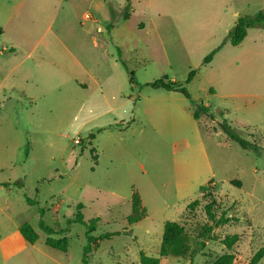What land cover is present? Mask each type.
I'll return each mask as SVG.
<instances>
[{"label": "rangeland", "instance_id": "1", "mask_svg": "<svg viewBox=\"0 0 264 264\" xmlns=\"http://www.w3.org/2000/svg\"><path fill=\"white\" fill-rule=\"evenodd\" d=\"M63 1L0 0V264H83L78 205L86 222L100 220L92 236L123 232L99 241L87 264H140L141 252L159 258L168 221L184 225L187 239L161 264H190L212 201L232 221L214 226L193 264L225 253L248 264L264 247V27L203 61L239 17L264 11V0H132L128 20L126 0ZM55 32L79 60L68 73L73 59ZM11 44L16 54L2 53ZM46 65L65 74L51 76ZM194 70L185 84L191 99L146 86L163 76L184 83ZM12 88L33 104L5 90ZM202 105L211 112L196 120ZM223 121L261 152L230 140ZM134 193L146 213L130 224ZM26 222L39 235L35 244L19 232ZM48 237H67L68 251L47 246Z\"/></svg>", "mask_w": 264, "mask_h": 264}, {"label": "trees", "instance_id": "2", "mask_svg": "<svg viewBox=\"0 0 264 264\" xmlns=\"http://www.w3.org/2000/svg\"><path fill=\"white\" fill-rule=\"evenodd\" d=\"M132 0H126V5L121 13L123 15L124 20H128L131 17V14L133 12V6L131 4ZM110 19L112 21L115 20L117 16V11L112 7L111 4H108ZM257 27H264V11H259L254 15H246L241 16L237 20L234 27L228 32V35L226 37V40L217 48H215L209 55H207L204 58L203 64L207 65L211 63L215 57V55L222 49V47L227 43L230 42L233 46H239L245 38L248 35V32L252 28ZM113 28V25H108L107 30L108 32ZM124 66L127 68V65L125 62H123ZM130 77V83L132 85L135 84V78L132 73ZM197 71H191L186 82H180L176 80L169 79L168 76H163L162 78L147 84L146 86L151 87L154 90H165L168 92H180L182 93L187 99H191V95L188 92L186 85L187 83H190L196 76ZM210 107L206 105L200 106L197 111L194 113V118L196 120H199L202 114H210ZM131 123H127V125L123 128H128ZM218 126L221 128V130L227 135V137L236 142L242 149L250 152H254L256 154H259L261 152V146L258 145L256 142H251L250 140L242 137L231 125H229L226 121H223L221 123H218ZM117 128H121V125L118 124ZM91 139H94V135L92 134ZM28 202L32 205L33 201L28 200ZM201 203L200 200H195L194 202L190 203L187 206L188 210L193 211L197 206H199ZM141 200L135 193L133 194V214L129 217V223L134 224L139 221H141L144 218V215L146 213L145 208H141ZM82 205L77 206V215L75 217V222L82 223L86 226L87 232H86V238H87V245L84 248V255H83V264L88 263L87 255L93 250L98 247L99 241L112 238L114 236H119L123 234V232H115V233H105L99 237L92 236V233L96 231L99 223V218L92 219L89 222H86L84 220L83 214H82ZM204 212L208 220L211 222L210 225L204 226V235L201 236L202 241L200 243L199 250L197 252H200L205 246L206 241L210 240L211 233L213 231L214 226L218 227L221 224H226L232 221L230 217H226L225 212H223L219 217L218 213L216 211V202L212 201L210 203H207L204 206ZM41 229L45 232H47L49 235L54 233L53 229L46 226L44 222L41 220L39 223ZM19 232L23 239L29 243V244H35L37 240L39 239L38 233L35 231V229L32 227L29 223H24L20 229ZM237 236H233L230 243H228V246H232L233 242H235ZM187 239L186 231L184 225L180 224L179 222H173L168 221L165 223L164 226V233L163 238L161 242L160 247V257L154 258L151 256H148L146 253L141 252L140 254V264H161V258L168 257L172 254H178L181 252V250L185 249V242ZM46 245L49 246L52 249L67 252L68 251V239L67 237H63L60 239H55L48 237L46 239ZM197 252H192L190 257V264H193L194 257L196 256ZM264 257V247H262L260 250H258L254 256L251 258L250 262L248 264H259L260 261ZM236 262V256L231 253H225L216 258L214 261H212L210 264H235ZM121 264V263H118Z\"/></svg>", "mask_w": 264, "mask_h": 264}, {"label": "crops", "instance_id": "3", "mask_svg": "<svg viewBox=\"0 0 264 264\" xmlns=\"http://www.w3.org/2000/svg\"><path fill=\"white\" fill-rule=\"evenodd\" d=\"M59 2H60V4L61 5H63V0H59ZM109 10V9H108ZM110 15V14H109ZM90 19H88V18H84V22L86 23V22H88ZM81 23L80 24V26L82 27L81 28V30H83V27L85 26V23ZM51 26H53V25H51ZM49 30H52V28L50 27V28H48ZM54 36H55V38H56V40L57 41H55L57 44H59V45H61L62 47H64V49L67 51V54H69V56L71 57V59H73V61H72V66H71V64H70V62L68 61V59H67V73H68V71H71L75 66H76V63L77 64H79V60H78V58H77V56L75 55V53L74 52H72V50H71V47H70V45H67V43L65 42V41H62V40H60L59 39V36L57 35V33L55 32L54 33ZM105 36H107V34H105ZM107 37H109V36H107ZM246 39V38H245ZM91 41H92V43L94 44V45H97V39H96V37L95 36H93V37H91ZM12 46H10V47H3V49H2V53H6V54H16V52H17V48H16V46H15V44H11ZM61 55H59L58 56V58L60 57ZM75 64V66H73ZM44 68H46V69H48L47 71H50V72H52L50 75L51 76H53V74H58V75H63V74H65V72L62 70V68H60V67H58V66H56V65H46ZM0 86L2 87V84L0 83ZM7 92H9L10 94L12 93V92H17L16 93V96H14V95H10V96H8V101H11L12 100V96H14V97H18V99L20 100V101H22V104H23V101L24 102H26V103H28V104H30V105H32L33 104V99H32V97H30L26 92H23V91H20V90H18V89H14V88H12V89H5ZM22 98V99H21Z\"/></svg>", "mask_w": 264, "mask_h": 264}]
</instances>
